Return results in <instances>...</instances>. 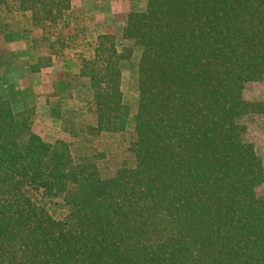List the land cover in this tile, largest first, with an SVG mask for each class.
Segmentation results:
<instances>
[{"label": "trees", "instance_id": "1", "mask_svg": "<svg viewBox=\"0 0 264 264\" xmlns=\"http://www.w3.org/2000/svg\"><path fill=\"white\" fill-rule=\"evenodd\" d=\"M91 19L72 0H0L3 44L35 55L3 47L2 74L69 49L82 62L45 95L70 141L33 131L32 89L0 95V264H264V163L239 123L264 110L243 96L264 78V0H147L88 41ZM63 20L73 33L54 36Z\"/></svg>", "mask_w": 264, "mask_h": 264}, {"label": "rangeland", "instance_id": "2", "mask_svg": "<svg viewBox=\"0 0 264 264\" xmlns=\"http://www.w3.org/2000/svg\"><path fill=\"white\" fill-rule=\"evenodd\" d=\"M147 0H83V4L79 5V0L74 1V8H83L87 15L92 17L91 23L95 24V15L99 16V19H105L111 22L112 18L116 19L113 28L110 33H113L117 26L124 23L125 17L129 12L141 11L144 9ZM114 12V13H113ZM113 13V14H112ZM64 20L61 21L53 29V35H67L68 33H73L74 27L72 25H65ZM114 22V21H112ZM95 28L92 29V31ZM6 47L8 50H14L22 52L27 57H35L33 52L28 49V45L21 38L16 37L11 43L4 45L2 39L0 38V50ZM76 51L69 49L67 50L66 59L69 58L72 61L71 68L74 69L77 66L82 65L81 60L76 57ZM83 53L87 55L88 50L84 49ZM139 58V53L135 52L129 60H124L120 64L122 71L121 80V91L123 93V100L128 103L133 109L138 99L137 92V63ZM65 59V60H66ZM63 62L56 63L55 69L50 68L43 69L39 74H34L27 77L20 76L17 72H12L10 74H2L0 72V95H5L9 88L13 87L18 91H24L28 88L32 89L35 93V101L37 105L36 116L33 122V131L41 136L44 140L48 142H53L57 139L70 141L67 134L63 133L60 129L59 121L52 118L49 115L48 108L45 105V95L50 93L52 82L58 79L66 71H61V66ZM59 69V70H58ZM71 69V70H72ZM75 70V69H74ZM245 99L260 102L264 105V78L261 81L253 82L246 86L243 92ZM17 110L22 109L21 103L15 104ZM239 123L246 126V137L251 141L262 157L264 163V110L252 117L246 119H240ZM117 136L116 140L120 143H113L111 146V153L115 155L113 162L119 160L123 157V150L125 144L121 142V139ZM259 192H264V184L259 187Z\"/></svg>", "mask_w": 264, "mask_h": 264}, {"label": "crops", "instance_id": "3", "mask_svg": "<svg viewBox=\"0 0 264 264\" xmlns=\"http://www.w3.org/2000/svg\"><path fill=\"white\" fill-rule=\"evenodd\" d=\"M74 1H77V0H72V6L74 5ZM79 5L83 4V0H79ZM114 13V12H113ZM112 13V14H113ZM96 19H95V24H94V28L95 30L91 31L88 36H87V39L88 41H93L95 40L96 36L99 35V34H106V33H110L112 28H113V25L114 23H116V19L114 17H111L112 20L111 22H108L107 20L105 19H99V16L96 14L95 15ZM114 21V22H112ZM61 66L63 68H61V71H65V70H71V66H72V61L69 60V58L66 59V61H64ZM81 67V65L77 66V68L75 67L74 69L77 70ZM54 69V70H57L55 69V66H52L51 67V70ZM72 69V70H74ZM59 70V69H58ZM59 78V77H58Z\"/></svg>", "mask_w": 264, "mask_h": 264}]
</instances>
